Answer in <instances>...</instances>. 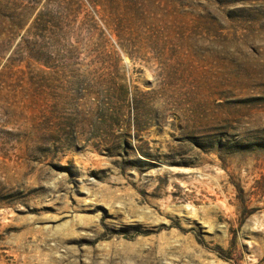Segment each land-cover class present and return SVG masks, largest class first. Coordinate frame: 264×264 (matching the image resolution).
<instances>
[{"label":"rangeland","instance_id":"rangeland-1","mask_svg":"<svg viewBox=\"0 0 264 264\" xmlns=\"http://www.w3.org/2000/svg\"><path fill=\"white\" fill-rule=\"evenodd\" d=\"M0 264H264V0H0Z\"/></svg>","mask_w":264,"mask_h":264},{"label":"bare ground","instance_id":"bare-ground-1","mask_svg":"<svg viewBox=\"0 0 264 264\" xmlns=\"http://www.w3.org/2000/svg\"><path fill=\"white\" fill-rule=\"evenodd\" d=\"M188 207V206H187Z\"/></svg>","mask_w":264,"mask_h":264}]
</instances>
